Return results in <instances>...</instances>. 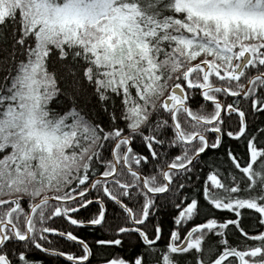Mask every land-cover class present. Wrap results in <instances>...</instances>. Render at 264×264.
<instances>
[{
  "label": "snow or ice",
  "instance_id": "snow-or-ice-1",
  "mask_svg": "<svg viewBox=\"0 0 264 264\" xmlns=\"http://www.w3.org/2000/svg\"><path fill=\"white\" fill-rule=\"evenodd\" d=\"M0 264H264V0H0Z\"/></svg>",
  "mask_w": 264,
  "mask_h": 264
}]
</instances>
